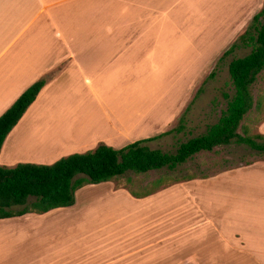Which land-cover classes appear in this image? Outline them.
<instances>
[{"label":"crops","instance_id":"1","mask_svg":"<svg viewBox=\"0 0 264 264\" xmlns=\"http://www.w3.org/2000/svg\"><path fill=\"white\" fill-rule=\"evenodd\" d=\"M263 6L0 0V116L34 82L60 70L5 138L0 166L50 165L99 144L120 149L172 129L193 99V77ZM243 170L137 197L113 186L107 193L124 200V216L102 229L65 208L25 215L36 222L21 235L25 264H264V165Z\"/></svg>","mask_w":264,"mask_h":264},{"label":"trees","instance_id":"2","mask_svg":"<svg viewBox=\"0 0 264 264\" xmlns=\"http://www.w3.org/2000/svg\"><path fill=\"white\" fill-rule=\"evenodd\" d=\"M237 48H249L250 51L229 62L227 70L232 96L217 122L207 127L205 133L180 143L174 153L152 150L146 146L149 142L183 130V118L188 106L178 120V128L135 141L120 149L99 144L93 150L71 154L50 165L27 163L17 164L13 168L0 166V220L30 214L43 215L55 209L68 208L74 204L75 191L86 185L107 183L126 173L145 175L162 169L172 171L194 156L212 152L216 148L243 145L264 154V134H251L241 125L254 106L252 89L264 71V8L252 18L248 30L219 56L215 66ZM52 74L29 86L0 116V149L40 90L52 79ZM213 76L214 73L210 72L204 83ZM200 92L201 87L194 93L192 101Z\"/></svg>","mask_w":264,"mask_h":264},{"label":"rangeland","instance_id":"3","mask_svg":"<svg viewBox=\"0 0 264 264\" xmlns=\"http://www.w3.org/2000/svg\"><path fill=\"white\" fill-rule=\"evenodd\" d=\"M249 26L250 23L242 34L248 30ZM249 51V48H237L217 66H215L216 62L214 64L212 61L205 63L198 74L193 77L194 92L192 94L194 95L200 87L201 92L190 102L189 108L185 112L183 130L149 142L146 146L152 150L174 153L180 143L200 136L205 133L207 127L216 123L221 112L226 107L227 100L231 98L233 93L228 76V64L235 58L247 55ZM59 71L58 69V71L52 72V75L55 76ZM210 72L214 73L213 78L208 79L204 83ZM67 94L71 96L72 89H69L66 92ZM252 95L254 106L241 125L251 134L264 133V71L258 76V80L252 89ZM142 96L143 98L150 97L147 92L143 93ZM186 99L188 98L186 97ZM86 106L89 105L86 104ZM172 128H178V121ZM256 165H264V154H260L243 145L216 148L212 152L200 153L194 156L193 159L172 171L162 169L151 171L145 175L126 173L124 176L108 183L84 186L75 191L74 204L69 208L62 209V211L81 212L83 220H85V216L90 220L95 219L93 224L102 229L106 228V224L119 221L124 216L121 206L124 200L118 201V198H113L109 195L110 193H107V190L113 189V186L116 189H124L130 196L136 197L156 192L166 188V186L181 182L214 180L218 176L233 172H243L245 171L243 169ZM122 199H125L124 196H122ZM86 205L92 206V209L82 211ZM34 223L36 222L26 216L20 220L9 219L0 221V264H25L27 262L26 255L28 251L26 252L25 241L21 238V235L24 227ZM38 239L41 242V239ZM39 247L40 252H42L43 247L45 248L41 244Z\"/></svg>","mask_w":264,"mask_h":264}]
</instances>
